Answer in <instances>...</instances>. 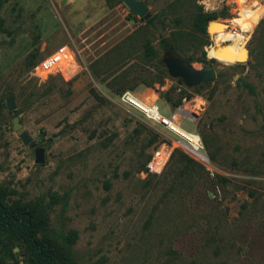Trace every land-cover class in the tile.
I'll return each instance as SVG.
<instances>
[{
  "label": "rangeland",
  "instance_id": "rangeland-1",
  "mask_svg": "<svg viewBox=\"0 0 264 264\" xmlns=\"http://www.w3.org/2000/svg\"><path fill=\"white\" fill-rule=\"evenodd\" d=\"M141 1L150 22L122 0H0V185L37 204V237L75 231L66 264H264V0ZM238 10L241 46L213 53L195 18L227 25ZM62 46L71 67L36 79L33 66ZM170 55L215 79L185 85L163 65ZM126 90L155 95L200 137L201 175L174 159L140 175L178 138L119 104ZM8 97L43 164L12 130ZM9 249L0 264H30L20 242Z\"/></svg>",
  "mask_w": 264,
  "mask_h": 264
},
{
  "label": "trees",
  "instance_id": "trees-1",
  "mask_svg": "<svg viewBox=\"0 0 264 264\" xmlns=\"http://www.w3.org/2000/svg\"><path fill=\"white\" fill-rule=\"evenodd\" d=\"M213 18L215 16L212 14H199L195 18L194 26L200 33L205 34L207 22ZM151 20L152 17L148 21L150 22ZM210 62H214V60ZM141 83L148 87L152 85L150 81ZM179 101H175L172 104L177 106ZM173 159L181 163L184 169L196 166L200 175V171H203L199 164L187 157L179 149L173 150L170 160ZM145 163L142 165L140 171L144 169ZM36 211V203L25 204L11 199L10 191L0 185V254L10 252L9 244L20 242L24 247L25 256L30 264H60L62 261L66 264V260L70 258L73 245L76 241L75 231L60 234L54 240L37 237L35 225ZM90 264L99 263L93 262Z\"/></svg>",
  "mask_w": 264,
  "mask_h": 264
},
{
  "label": "built area",
  "instance_id": "built-area-1",
  "mask_svg": "<svg viewBox=\"0 0 264 264\" xmlns=\"http://www.w3.org/2000/svg\"><path fill=\"white\" fill-rule=\"evenodd\" d=\"M243 4V3H241ZM238 16L229 21L228 32L231 35H236L240 33L241 29L239 24L234 25L232 22H239L240 10H238ZM255 11V10H254ZM211 42L208 47L210 49L215 45L212 37ZM229 40L221 38L220 44H228ZM207 49V50H208ZM70 52L67 46H62L58 48L51 55L41 59L33 68L32 73L36 79H46L49 75L62 72L64 73L67 68L71 67L70 62ZM118 103L129 108L138 111L145 120L153 125L160 127L163 130L173 134L178 138L177 141H171L168 138L162 141L158 146L152 151L150 157L145 163L144 169L140 171V175H154L159 176L168 164L171 154L174 149H180L189 158L198 161L200 163H207V158L202 154V142L197 134L189 132H179V126L175 123L176 116L178 113L172 114L167 117L164 116L156 105L155 100H140L138 97L130 90L121 92L117 97Z\"/></svg>",
  "mask_w": 264,
  "mask_h": 264
},
{
  "label": "water",
  "instance_id": "water-1",
  "mask_svg": "<svg viewBox=\"0 0 264 264\" xmlns=\"http://www.w3.org/2000/svg\"><path fill=\"white\" fill-rule=\"evenodd\" d=\"M122 2L130 12L141 18L143 21H147L151 18V14L148 11L147 5L141 0H122ZM211 22H209L207 25L208 31L210 30ZM163 65L170 76L174 78H180L184 84L189 87L211 82L216 76L215 69L213 67H204L200 70H195L189 65V63L173 55L165 57L163 60ZM6 107L12 116V130L20 138L23 145L29 146L34 150L35 163L43 164V148L38 147L37 144L32 141V138L21 127L19 116L15 115V105L12 97L7 98Z\"/></svg>",
  "mask_w": 264,
  "mask_h": 264
},
{
  "label": "bare ground",
  "instance_id": "bare-ground-1",
  "mask_svg": "<svg viewBox=\"0 0 264 264\" xmlns=\"http://www.w3.org/2000/svg\"><path fill=\"white\" fill-rule=\"evenodd\" d=\"M246 17V16H245ZM244 17H243V15L242 16H240V19H239V22H236V21H233L232 23L234 24V25H236V23L237 24H239V26H240V29H241V31H240V33H238V34H236V37H237V39H232L233 38V35H231V33H229L227 30H228V28H229V22L227 23V25H226V23L224 22V23H221V22H212V23H210V30H209V32H210V35H211V37H212V39L214 40V42H215V45L214 46H212L211 47V51L214 53L215 52V50L216 51H219V50H221V49H223V48H227V47H234V48H236V46H241L240 45V42H238V39H243V37L245 36V35H247V32L246 31H244L243 29H242V23L240 22V20H242ZM220 26H223L224 27V32H220V31H218L217 29H220ZM217 30L215 33H211V31H213V30ZM222 33V34H221ZM225 33V34H224ZM221 38H224V39H228L229 40V43L228 44H225V45H221L220 44V39ZM237 49V48H236ZM244 52H245V55H246V51H245V49H244ZM236 62H240V61H236ZM145 100H155V95H151L150 97H148V98H145ZM179 132H182V133H184V131L182 130V129H180L179 128Z\"/></svg>",
  "mask_w": 264,
  "mask_h": 264
}]
</instances>
